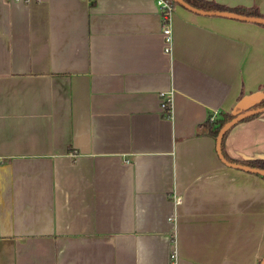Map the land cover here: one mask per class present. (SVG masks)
Listing matches in <instances>:
<instances>
[{"label": "crops", "instance_id": "0c3cea01", "mask_svg": "<svg viewBox=\"0 0 264 264\" xmlns=\"http://www.w3.org/2000/svg\"><path fill=\"white\" fill-rule=\"evenodd\" d=\"M161 23L153 0H0V264L264 255V177L207 134L264 97V25L176 3L165 51ZM223 146L264 158V111Z\"/></svg>", "mask_w": 264, "mask_h": 264}, {"label": "trees", "instance_id": "16d2710c", "mask_svg": "<svg viewBox=\"0 0 264 264\" xmlns=\"http://www.w3.org/2000/svg\"><path fill=\"white\" fill-rule=\"evenodd\" d=\"M172 5L176 4V2L174 0H169ZM186 1L188 4H190L193 7L196 8H200V9H204V10H229V11H234L240 14H244V15H249V16H263L264 17V13H261L257 7L255 6H250V7H245V6H236V7H228L225 6L223 4L217 3L214 0H184ZM264 25V24H261ZM264 105V97L261 98L258 102H256L255 104L249 106L248 108H253V107H258V106H262ZM247 108V109H248ZM236 113H229V112H220L217 116H215L214 118H208L207 119V134L213 138L216 137L218 129L229 119H231ZM257 115V114H255ZM255 115L249 116L245 119L254 117ZM228 131V130H227ZM227 131L224 133V135L221 138V143H220V148H221V153L224 156V158L230 162H237V163H244V164H248L250 166L253 167H257V168H261L264 169V158L262 159H249V160H245V161H238L235 160L233 158H230L227 156V154L224 151V146H223V142L225 139V135L227 133ZM262 177H264V175H261ZM261 258L258 259L257 263L260 261Z\"/></svg>", "mask_w": 264, "mask_h": 264}, {"label": "water", "instance_id": "95a60500", "mask_svg": "<svg viewBox=\"0 0 264 264\" xmlns=\"http://www.w3.org/2000/svg\"><path fill=\"white\" fill-rule=\"evenodd\" d=\"M174 1L177 4L183 6V7L187 8L191 11L197 12V13L220 15V16H225V17H229V18H234V19L264 24V17L263 16H249V15H244V14H240V13H237L234 11H229V10H213V11L204 10V9L193 7L184 0H174ZM263 111H264V105L258 106V107H253V108H248V109H245L243 111L237 112L231 119L226 121L218 129L217 135L215 137V148H216L217 155L219 156V158L222 162H224L227 165L236 167V168H240V169H243L246 171H250V172L260 174V175H264V169L253 167V166H250V165L244 164V163L227 161L224 158V156L222 155L221 148H220L221 138L227 130H229L237 122H239V121H241V120H243L249 116L263 112ZM257 264H264V255L261 257L260 261Z\"/></svg>", "mask_w": 264, "mask_h": 264}, {"label": "built area", "instance_id": "2783aa9c", "mask_svg": "<svg viewBox=\"0 0 264 264\" xmlns=\"http://www.w3.org/2000/svg\"><path fill=\"white\" fill-rule=\"evenodd\" d=\"M12 1H24L27 2L29 0H12ZM155 1L157 8L161 15V33L163 35L164 40V49L165 51L170 50V44L172 42V30L170 27V15L173 10V5L169 0H153ZM171 100L172 94L170 92H161V100L160 105L161 108L166 112L170 113L171 111ZM175 256V252L171 253V257Z\"/></svg>", "mask_w": 264, "mask_h": 264}]
</instances>
